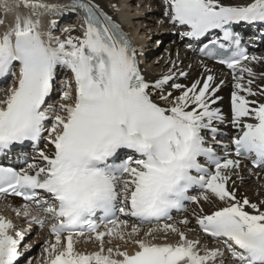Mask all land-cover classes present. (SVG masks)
Returning <instances> with one entry per match:
<instances>
[{
    "label": "snow or ice",
    "instance_id": "1",
    "mask_svg": "<svg viewBox=\"0 0 264 264\" xmlns=\"http://www.w3.org/2000/svg\"><path fill=\"white\" fill-rule=\"evenodd\" d=\"M163 4V15L183 37L210 40L212 47L203 49L208 55L217 46H234L230 58L218 60L234 81L231 148L219 128L225 123L218 95L223 80L208 74L184 85L169 73L149 82L140 66L143 52L93 0H19L16 8L25 11H17L7 26L0 19L5 26L0 80H14L0 99V155L16 146H37L45 133L52 151H38L19 169L0 166V198H21L13 211L29 225L18 230L0 215V264H20L22 246L32 247L25 244L31 225L52 238L44 242L43 264H229L225 253L230 264H264V210L228 187L242 160L264 170V99H256L264 98V85L256 83L264 73L258 76L252 67L264 66V56L248 55L234 30L241 23L264 24V0ZM45 13L82 14V35L62 39L42 30ZM61 70L70 80L61 85V103L54 105ZM213 200L224 206L211 213L201 206L196 224L224 248L201 252L200 241L190 240L178 226L186 227L188 219L168 221L189 203ZM153 224L159 226L141 235ZM157 233L178 240L156 243ZM82 240L98 250H78Z\"/></svg>",
    "mask_w": 264,
    "mask_h": 264
},
{
    "label": "bare ground",
    "instance_id": "2",
    "mask_svg": "<svg viewBox=\"0 0 264 264\" xmlns=\"http://www.w3.org/2000/svg\"><path fill=\"white\" fill-rule=\"evenodd\" d=\"M159 0H141V7L139 9L135 10V13L131 15V12L129 11V7L131 6L129 2L126 3V0H93L94 3L98 4L100 8L107 14L109 15L112 20L120 26L122 31L127 34L129 39L131 40L133 46H135L138 50L139 48H142L144 44H147L148 47V52L151 53L152 55L149 57L148 62L152 60L153 65H160L161 73L158 74V76H155L153 74L149 73V66L150 64L147 63L144 65V62L142 61L143 56H139V59L141 61V69L142 73L144 74L146 80L149 82H155L157 79L163 77L164 75H167L171 73L174 77V81L178 83H182L184 85H190L192 82L195 80H202L206 78L208 74H212L216 77V81L223 80L224 84L220 88V92L218 93L219 96H221L223 99L220 102V107L223 111V114L225 116V123L219 125L220 129H223L225 132L233 130L232 127H230V120H231V110L228 102V97L229 93L232 91L233 88V83L234 81L232 80L231 75H226L224 72H221L219 68L212 66L211 64L206 63V61L201 60L197 58L196 56H193L190 52V50L186 47H181L177 43H175L174 46L170 45L171 40L175 41V38L173 39L170 38L168 40L170 41H164L161 44H165L167 48L164 49V51L161 53V55H156L155 56V48H151L149 44V41L147 42L146 39H156L155 45L159 44L161 42V37L165 35V32L161 34V36H157L156 32L157 30H162L165 28L166 30H170L173 28V24L167 19L164 18L163 12H164V5L163 3L158 2ZM46 3H56V4H68L71 3V0H45ZM133 2V1H132ZM222 3L228 5H244L251 0H221ZM19 3V0H0V19L5 20V26L10 25L13 22L14 15L16 14L17 11L23 13L25 10L21 7L19 9L16 8V5ZM138 4L140 2H137ZM115 6V7H114ZM144 7V10H143ZM147 8V9H145ZM150 12V13H149ZM70 13H64L63 15L65 16H70L68 15ZM46 19L42 18L41 19V25H42V30L47 31L49 29H45L47 26V22L49 19V13H45ZM61 14L56 15L55 18H59ZM78 16L81 18L80 22H77V19H73L71 22H67V26L69 27L67 30L68 32L66 33L65 30H59L58 28L52 33L56 32V36H60L62 39L66 37L67 34L71 35H82V14L80 13H75V17L78 18ZM156 16V18H155ZM157 16H159L157 18ZM161 16H163L161 18ZM140 19H146V22H154L155 23V28L154 31H149L148 36H144L143 33L145 30L141 28H133L132 20H140ZM47 20V22H46ZM161 20V22H160ZM157 22V23H156ZM149 23V24H150ZM69 24V25H68ZM5 26H0V32H3L5 30ZM44 27V28H43ZM251 28H262L264 27V24L261 23H256L250 26ZM48 28V26H47ZM153 28V27H152ZM143 30V33L141 31ZM147 31V30H146ZM55 35V34H54ZM169 38V37H168ZM151 42V41H150ZM178 42V39H177ZM143 44V45H142ZM149 45V46H148ZM252 55H258V56H264V40L263 44L255 49L252 50ZM172 57V59H170ZM169 62V64H168ZM168 64V65H167ZM166 69H165V68ZM253 70L257 72L258 76L260 73H264V66H261L260 64H254L252 65ZM206 69H211V72H207ZM184 72L187 75L186 76H181L180 73ZM159 73V72H158ZM14 80L12 79L9 86L10 87L13 84ZM170 84L172 81L169 82ZM257 84L264 85V80H260L259 78L256 81ZM7 87V88H8ZM7 88L3 91V93H0V99L4 97L6 94ZM167 91H173L174 95L178 94L174 89L168 88L166 86ZM154 99H157L156 96H154ZM256 99H264V98H256ZM159 102V101H158ZM61 103V102H60ZM58 105V104H55ZM43 151L47 153H51L52 148L50 145H45L42 148ZM36 155H33L31 160L35 157ZM31 160L29 162H31ZM241 184H251L254 187L253 192H249L246 189L247 188H241ZM228 187L232 190H234L237 194L238 199H244L247 198L251 203H256L258 206L261 207L262 210H264V175H262L261 172L259 171H251L245 162L241 161V166L240 169L237 171L236 174L232 176V179L229 181ZM17 202L12 199H6V198H0V215H3L6 219H10L13 221V223L19 227V228H24L25 223L22 218H18L15 215V212L13 209L18 208L19 206H16ZM198 208H195L194 206L191 207V209L195 208L196 213L199 212V208L203 206L204 212L205 213H211L213 210H215L218 207L224 206L221 202L213 200L211 203H203L201 202V205H198ZM186 213L183 218H180L179 220H176L175 222L173 221L172 223H178V221L182 219H188L189 224L185 227L183 225H179L185 232H193L195 233L200 241V251L203 252L205 248H201V243L204 242L206 243V246L209 244L215 245V248H221L223 249L224 246L223 244H219L216 241H212L208 239L207 236H204L201 234L200 229L198 225L196 224V215L193 214V211ZM249 212H251V209H247ZM159 225H153L149 227H158ZM27 227L28 224H27ZM131 227V225H130ZM18 229V228H17ZM19 230V229H18ZM148 230V227H144L142 229L141 235H143V232H146ZM27 233V234H26ZM25 233V244H31V250L27 251L28 257L26 261L23 264H27L28 260H31L33 264H43L44 260V253H43V245L46 240H50L52 238H49V234L43 231H39L37 229H33L32 232H26ZM31 233V234H30ZM187 233V235H188ZM157 239L156 243H176L178 240V237L175 235H169L167 240L164 239V236L162 233H157ZM190 239V238H189ZM196 241V240H194ZM23 248V246H22ZM77 249L80 251H86V252H92L98 250L96 245L93 243H89V246L85 245L83 243V240L81 241L80 244L77 245ZM209 250H212L210 248H207ZM129 251H132V248L129 247ZM23 254L25 253L26 250L21 249ZM37 253V255L35 254ZM225 260L231 261V258L228 256L227 253H225ZM219 264V261L217 262Z\"/></svg>",
    "mask_w": 264,
    "mask_h": 264
},
{
    "label": "rangeland",
    "instance_id": "3",
    "mask_svg": "<svg viewBox=\"0 0 264 264\" xmlns=\"http://www.w3.org/2000/svg\"><path fill=\"white\" fill-rule=\"evenodd\" d=\"M129 1H131L129 4L131 5L130 7H129V11L131 12V15H133L134 13H135V10L136 9H139L140 7H141V9H142V6H141V0H126V3L127 2H129ZM133 1V2H132ZM159 1H161V0H159ZM158 1V2H159ZM137 2H140L139 4L137 3ZM160 3V2H159ZM162 3V2H161ZM164 5V4H163ZM145 9H147V8H145ZM143 10H144V7H143ZM150 13V12H149ZM159 16H157V18H158ZM163 16H161V18H162ZM155 18H156V16H155ZM150 22H146V19L144 20V19H140V20H132V24H133V28L134 29H136L137 27L138 28H141V29H143V30H145V32L143 33V30L141 31V33H143V35L144 36H148L149 35V31H154V28H155V23L152 21L150 24H149ZM157 23V22H156ZM67 25V24H66ZM69 25V24H68ZM66 27H68V26H66ZM153 27V28H152ZM147 30V31H146ZM55 35L54 36H56V33H54ZM156 39H158V38H153L152 40H151V42H149L150 43V45H151V47L153 48H157V51H156V53H157V55L159 54V55H161V53L164 51V49L165 48H167L166 47V45L165 44H157V45H155V41H156ZM155 53V54H156ZM158 55V56H159ZM156 56V55H155ZM170 59H172V57H170ZM168 64H169V62H168ZM167 64V65H168ZM160 67V65H153L152 66V68L153 69H151V72L152 73H154L155 75H157L158 76V74H160L161 73V70L159 71V68ZM159 68V69H158ZM165 68V67H164ZM166 69V68H165ZM159 72V73H158ZM254 186L253 185H247V184H241V188H247L246 190L247 191H249V192H253V188ZM196 206V205H195ZM199 206L197 205L195 208H198ZM195 208L194 209H191L193 212H195L196 210H195ZM182 216H184V215H182ZM180 218H178L177 220H179ZM187 233L188 232H186V235H187ZM187 237L188 238H190V240H198L199 241V239H197L198 238V236L195 234V233H193V232H190V233H188V235H187ZM205 247H207V248H210V249H213V248H215V245L214 244H209V245H207L206 246V243H204V242H202L201 243V248H205ZM36 255H37V253H35Z\"/></svg>",
    "mask_w": 264,
    "mask_h": 264
}]
</instances>
